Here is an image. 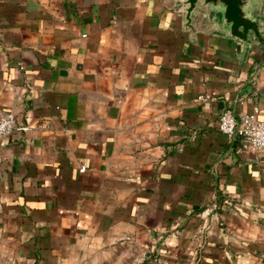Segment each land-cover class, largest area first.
Wrapping results in <instances>:
<instances>
[{"label": "crops", "instance_id": "crops-1", "mask_svg": "<svg viewBox=\"0 0 264 264\" xmlns=\"http://www.w3.org/2000/svg\"><path fill=\"white\" fill-rule=\"evenodd\" d=\"M194 28L178 0H0V110L27 126L0 137V243L21 264H264V149L217 126L264 119V48Z\"/></svg>", "mask_w": 264, "mask_h": 264}, {"label": "water", "instance_id": "water-1", "mask_svg": "<svg viewBox=\"0 0 264 264\" xmlns=\"http://www.w3.org/2000/svg\"><path fill=\"white\" fill-rule=\"evenodd\" d=\"M258 0H178L183 14L184 29L195 33L194 23L206 19L210 14L226 34L240 43L241 54L249 49V41L264 48V37L260 21L253 15ZM264 66V53L252 64L249 82H253L258 70Z\"/></svg>", "mask_w": 264, "mask_h": 264}, {"label": "built area", "instance_id": "built-area-1", "mask_svg": "<svg viewBox=\"0 0 264 264\" xmlns=\"http://www.w3.org/2000/svg\"><path fill=\"white\" fill-rule=\"evenodd\" d=\"M211 99L207 95L198 96L194 101ZM257 108L249 113H242L235 117L231 108L226 107L218 116V130L229 139H237L238 151L256 153L264 149V119L257 116ZM16 128L26 130L27 126L17 127L16 118L10 112L0 110V137L11 134ZM82 166L79 170L84 171Z\"/></svg>", "mask_w": 264, "mask_h": 264}, {"label": "rangeland", "instance_id": "rangeland-1", "mask_svg": "<svg viewBox=\"0 0 264 264\" xmlns=\"http://www.w3.org/2000/svg\"><path fill=\"white\" fill-rule=\"evenodd\" d=\"M104 249L97 250V252L83 253L77 252L73 255H68L65 258L64 264H135L142 258V254L135 255L107 254ZM18 256L7 252V248L1 246L0 243V264H21Z\"/></svg>", "mask_w": 264, "mask_h": 264}]
</instances>
